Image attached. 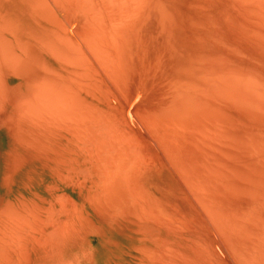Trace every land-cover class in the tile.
I'll list each match as a JSON object with an SVG mask.
<instances>
[{"label": "bare ground", "instance_id": "bare-ground-1", "mask_svg": "<svg viewBox=\"0 0 264 264\" xmlns=\"http://www.w3.org/2000/svg\"><path fill=\"white\" fill-rule=\"evenodd\" d=\"M5 133L0 264H264V0H0Z\"/></svg>", "mask_w": 264, "mask_h": 264}, {"label": "rangeland", "instance_id": "rangeland-1", "mask_svg": "<svg viewBox=\"0 0 264 264\" xmlns=\"http://www.w3.org/2000/svg\"><path fill=\"white\" fill-rule=\"evenodd\" d=\"M10 139H11L10 136H7L6 133H5V135H2V136L0 135V143H1L0 149H1V151H4V153H5V151L6 152L9 151L8 149H9V141H10ZM116 235L117 234L110 235L109 236L110 240L108 242L104 241L103 243H99V245L98 244H93V247H94L93 252H94L95 258H96L94 264H106L107 263V258L110 257L112 254H114L113 253L114 251H118L120 249H122L123 251L126 250V247L131 243L128 235L124 234V233H123L122 236L119 234V237H118V235L116 237ZM118 239H120V240H118ZM121 239H122V241H121ZM126 240H128V241H126ZM111 241L118 242L121 245H119L118 247H115L114 243L111 242ZM97 246H98V249H97ZM97 253H98V255H97Z\"/></svg>", "mask_w": 264, "mask_h": 264}]
</instances>
